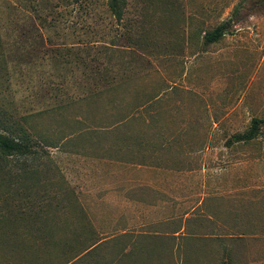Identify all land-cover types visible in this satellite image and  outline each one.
I'll return each mask as SVG.
<instances>
[{"label": "rangeland", "instance_id": "374dc122", "mask_svg": "<svg viewBox=\"0 0 264 264\" xmlns=\"http://www.w3.org/2000/svg\"><path fill=\"white\" fill-rule=\"evenodd\" d=\"M4 126L0 264H264V0H0Z\"/></svg>", "mask_w": 264, "mask_h": 264}, {"label": "trees", "instance_id": "16d2710c", "mask_svg": "<svg viewBox=\"0 0 264 264\" xmlns=\"http://www.w3.org/2000/svg\"><path fill=\"white\" fill-rule=\"evenodd\" d=\"M112 7L115 9V3L112 2ZM226 22L217 26L213 31L204 35L205 43L210 44L216 42L224 33ZM257 121H253L252 128L246 133L235 137L236 141H250L256 136ZM12 132L6 126L4 130L0 131V157L19 156L22 158L36 154L38 141L31 135L27 134L22 128H18Z\"/></svg>", "mask_w": 264, "mask_h": 264}]
</instances>
